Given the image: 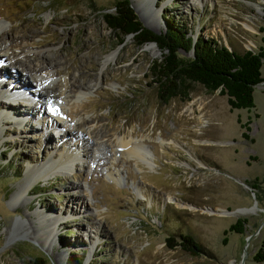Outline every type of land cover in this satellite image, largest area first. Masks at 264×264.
I'll use <instances>...</instances> for the list:
<instances>
[{
	"label": "rangeland",
	"instance_id": "obj_1",
	"mask_svg": "<svg viewBox=\"0 0 264 264\" xmlns=\"http://www.w3.org/2000/svg\"><path fill=\"white\" fill-rule=\"evenodd\" d=\"M115 1L0 0V36L7 44L16 36L10 56L0 55V264H34L40 255L52 264L70 256L85 264H264L254 260L264 241V81L251 110H231L227 96L200 83L187 97L161 101L151 69L162 50L132 35L119 44L104 19ZM131 1L154 31L172 17L241 53L264 46V0ZM36 58L50 89L68 82L64 101L40 99L37 75L26 74ZM13 76L28 85L19 83L16 96L8 95ZM200 103L205 116L196 123L188 108ZM83 121L95 133L78 144L71 125ZM160 134L172 142L161 146ZM142 136H152L153 167L119 145ZM69 147L76 159L58 164ZM239 218L248 220L245 234H225ZM179 233L211 255L169 248L167 237Z\"/></svg>",
	"mask_w": 264,
	"mask_h": 264
},
{
	"label": "trees",
	"instance_id": "obj_2",
	"mask_svg": "<svg viewBox=\"0 0 264 264\" xmlns=\"http://www.w3.org/2000/svg\"><path fill=\"white\" fill-rule=\"evenodd\" d=\"M112 9L104 14V19L118 35L119 44L132 35L138 46L154 42L162 50V58L155 60L151 69L152 84L157 87L161 101L168 103L177 97H187L193 84L200 83L208 93L220 91L227 96L231 110H251L256 106L255 88L264 81V46L259 51L241 53L220 44L214 37L195 36L191 28L172 17L166 20V29L154 31L142 22L131 0H116ZM250 123H243L242 127L246 129ZM242 135L249 139L246 131ZM247 224L246 218H239L225 234L232 231L243 235ZM166 244L172 249L180 246L192 256L211 255L210 249L190 233L169 236ZM254 260L264 261V241ZM33 263L52 264L44 255L37 256ZM66 264H85V259L70 256Z\"/></svg>",
	"mask_w": 264,
	"mask_h": 264
},
{
	"label": "bare ground",
	"instance_id": "obj_3",
	"mask_svg": "<svg viewBox=\"0 0 264 264\" xmlns=\"http://www.w3.org/2000/svg\"><path fill=\"white\" fill-rule=\"evenodd\" d=\"M134 1H138V0H134ZM143 15H144V13H142V16ZM250 30H252V29H250ZM15 39H16V36L13 39H11L8 42V44H7V42H5L3 40V37L0 36V55L1 56H10L6 49L10 45H15L16 44V40ZM145 46H146L147 49H150L153 52H155L157 50V45L155 43H148ZM145 46H144V48H145ZM104 58L105 59L103 60V64H102V68H101L102 71L110 64L111 60H113L115 58V53L106 54ZM34 61H36V63H34L33 66L29 65L26 68V71H27L26 74L28 75L29 73H31L33 75L34 74L37 75L36 78H37V82L39 84H38V87H37V89L35 91L38 92V95H39L40 99L45 100V102L46 101H48V102L52 101L53 102V101H56V100H63L64 101L68 97V94L71 92L67 88L68 82L65 80L63 87H59L58 91L50 89L48 87V81L45 78H41V76H40V73H42L43 70L45 69L44 68L45 67L44 66V64H45L44 61L40 60L38 58L34 59ZM15 68H18V66H15ZM1 73L3 75L6 74L4 72H1ZM10 76H11V74H10ZM13 79H14V81H16V84L8 86V88H10V91L8 92V95L12 96V95L16 94V93H13V92H15L14 91L15 88H19V85H18L19 83H21V86L23 88H28L27 83L21 81L20 79H18V77L13 76ZM29 82H30V79H29ZM84 85L85 84H79L77 88L78 89H83ZM20 91H22V90H20ZM0 97H4V93H3V95L0 94ZM188 109H190V113H189L191 115V117L189 118L190 120L197 119L196 123H199L200 121L201 122L203 121L204 116H205V114H203L204 110H205V105H202V103H200L198 105V108L193 109V108L189 107ZM18 112H20V111H18ZM9 118H10V116H8V115H4L3 116V119H9ZM67 119H71V117L68 116ZM56 121H58V120H56ZM86 123H87L86 121H83V122H81V123H79L77 125H74V124L71 125V129H72L73 133L75 132L76 134H78L77 137L79 139L76 142L78 144H80L82 141L89 142L91 135H93V133H95V131H89L86 128H84V125ZM54 125L61 126L62 124L57 122ZM66 125L63 123V127H65ZM65 130L67 131V133H65V135L68 134V132H70V130L67 129V128ZM2 131H3V128H0V136L2 135ZM158 136L159 137L156 138V140L161 146H164V145L169 144V143L172 142V140L170 138H164L161 134L158 135ZM151 137L152 136H149V137L142 136L140 138H134L133 137V138H130V139H126L125 137H123V138H120L119 145L121 147V150L125 154H127L129 157H135L136 159H138L139 161L143 162L144 164L153 167L155 165V161H154L155 154L151 150L150 146L147 144L148 142H151ZM64 147H68V146L65 145ZM69 148L70 149L64 148L63 151L60 153L61 157L57 160L58 164H66V163H69V161L76 159V156L73 154L75 149L72 150L73 147H69ZM34 169H37V168L36 167H31V168H28V170H27V172H28L27 173V176H28L27 185H29V186L32 183H35V181H36V180H31V177H33L34 173H35ZM24 192L26 193L27 190L26 189L23 190V191L22 190H18L16 192V194H14V195H15V197L19 198V196L21 197ZM168 199H169V201H172L174 203L179 204L181 207H185L184 204L175 202L171 195H168ZM192 210H194V209H192Z\"/></svg>",
	"mask_w": 264,
	"mask_h": 264
},
{
	"label": "water",
	"instance_id": "obj_4",
	"mask_svg": "<svg viewBox=\"0 0 264 264\" xmlns=\"http://www.w3.org/2000/svg\"><path fill=\"white\" fill-rule=\"evenodd\" d=\"M152 43H154V42H152ZM230 213H233V211H229ZM251 237V236H250ZM249 239V238H248Z\"/></svg>",
	"mask_w": 264,
	"mask_h": 264
}]
</instances>
